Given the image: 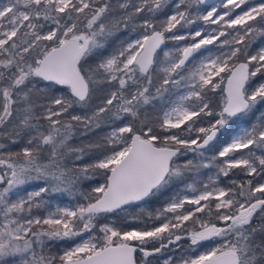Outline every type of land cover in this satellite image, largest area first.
<instances>
[{
  "label": "snow or ice",
  "instance_id": "obj_1",
  "mask_svg": "<svg viewBox=\"0 0 264 264\" xmlns=\"http://www.w3.org/2000/svg\"><path fill=\"white\" fill-rule=\"evenodd\" d=\"M0 264H264V0L0 4Z\"/></svg>",
  "mask_w": 264,
  "mask_h": 264
},
{
  "label": "trees",
  "instance_id": "obj_2",
  "mask_svg": "<svg viewBox=\"0 0 264 264\" xmlns=\"http://www.w3.org/2000/svg\"><path fill=\"white\" fill-rule=\"evenodd\" d=\"M258 46H261V40L259 38L257 39V42L255 44H253V51H255ZM86 162H89L87 157L85 158L84 161H80L79 163H86ZM234 171L238 172L239 170H234ZM214 174H215V169H207V170H204V172L201 175V179L204 180L205 182H207L208 177L209 176H214ZM234 178H236V179H244V177H242V176H236ZM221 179L223 180L224 178H221ZM95 183H96V181H85L84 182V187L86 188L87 185H95ZM197 187H199V185H197ZM51 196H54V197H56L59 200L68 201V202H70L72 204H75L76 203V201L73 199V197L72 196H69L67 193H57V194H54V195H51ZM157 207H159V204L154 203L151 207H149L148 211H155V209ZM136 211H139V209H137ZM198 215H203V214H198ZM143 218L149 224L151 223L150 221H147V217L146 216L143 217ZM190 223L191 222H189V224ZM130 226H133L134 227L136 225L135 224H132ZM78 238L79 237H77L76 239H78ZM181 243L183 244L184 248H187L188 247V243L189 242L182 241Z\"/></svg>",
  "mask_w": 264,
  "mask_h": 264
},
{
  "label": "rangeland",
  "instance_id": "obj_3",
  "mask_svg": "<svg viewBox=\"0 0 264 264\" xmlns=\"http://www.w3.org/2000/svg\"><path fill=\"white\" fill-rule=\"evenodd\" d=\"M4 3H7V0H0V4H4ZM202 8L205 7L204 5L201 6ZM199 26H203L202 22H200V25ZM197 27L196 25H193V28ZM36 185L33 184L29 187H32L34 188ZM48 200L50 201V203L53 205V208L59 206V207H72L74 206V204L68 202V201H63V200H59L57 199L56 197L54 196H48ZM79 239V238H78ZM77 239V240H78Z\"/></svg>",
  "mask_w": 264,
  "mask_h": 264
}]
</instances>
